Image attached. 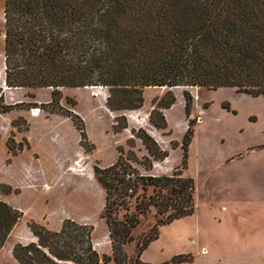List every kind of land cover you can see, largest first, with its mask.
<instances>
[{"label":"trees","instance_id":"obj_1","mask_svg":"<svg viewBox=\"0 0 264 264\" xmlns=\"http://www.w3.org/2000/svg\"><path fill=\"white\" fill-rule=\"evenodd\" d=\"M5 85L10 89H52L51 101L41 108L72 121L87 147L80 116L62 108V89L105 88L110 112L138 110L144 106L147 88H232L239 94L264 97V0H4ZM185 116L190 118L193 97L184 91ZM176 103L172 91L152 100L149 122L166 129L164 109ZM0 115L24 107L4 105L0 89ZM72 105H76L75 102ZM195 119L183 136L182 169H186ZM128 129L124 115L116 118L115 134ZM147 156L143 163L134 151L107 168L94 167L105 192L104 220L112 256L95 248L94 227L65 219L48 230L35 221L28 227L34 241L16 243L12 256L18 264H151L140 261L144 248L157 239L158 228L191 217L195 212V184L182 170L171 175H142L133 163L147 171L154 162L168 158L144 129L131 130ZM135 147L134 140H129ZM7 141L11 156L24 150ZM29 149L28 143L25 144ZM177 145L173 144V148ZM5 194L17 193L2 185ZM153 193L146 196V190ZM142 191V194L140 193ZM155 211V224L135 259L124 247L132 232ZM23 213L0 200V248ZM192 254H179L160 264L192 263Z\"/></svg>","mask_w":264,"mask_h":264},{"label":"rangeland","instance_id":"obj_2","mask_svg":"<svg viewBox=\"0 0 264 264\" xmlns=\"http://www.w3.org/2000/svg\"><path fill=\"white\" fill-rule=\"evenodd\" d=\"M4 27V0H0V32ZM4 37L0 36V89L4 105L24 107L0 115V200L7 199L23 215L0 248V264H18L12 256L16 243L34 241L28 223L35 221L56 231L65 219L94 227L95 248L101 256H112L107 226L102 219L105 192L94 167L107 168L134 151L139 163L147 152L131 130L142 128L168 151L169 156L154 162L147 171L133 163L142 175H171L182 170L195 184V212L191 217L158 228L157 239L140 254L144 263L160 264L179 254H192L186 264H264V97L239 94L232 88L177 87L147 88L144 106L138 110L113 113L106 107L105 88L62 89L60 105L82 119L87 135L85 152L72 121L49 114L42 104L51 101L52 89H10L2 84ZM5 73V72H4ZM172 91L176 103L164 109L166 129L149 122L155 108L152 100ZM184 91L193 97L190 118H186ZM75 102L76 105H72ZM2 104H0V108ZM37 110L39 115L32 113ZM124 115L128 129L115 134L116 118ZM195 119L186 169H182L181 143L188 121ZM30 149L12 160L7 141ZM134 140L131 147L129 140ZM173 144L177 147L173 148ZM21 153V152H20ZM9 185L17 193H4ZM142 194V191H140ZM153 193L146 190V196ZM155 211L141 217L124 247L135 259L155 224ZM107 264H114L110 261Z\"/></svg>","mask_w":264,"mask_h":264},{"label":"crops","instance_id":"obj_3","mask_svg":"<svg viewBox=\"0 0 264 264\" xmlns=\"http://www.w3.org/2000/svg\"><path fill=\"white\" fill-rule=\"evenodd\" d=\"M4 68H5V66H4ZM12 90H14V89H12ZM5 99L8 101V97H7V94L5 93ZM29 145H30V143H29ZM27 150H31L30 148L28 149V148H24V150L21 152V153H19V155H21L23 152H25V151H27ZM8 154H9V152H8ZM19 155H17V156H11V158H12V160L13 159H15L16 157H18ZM2 201H4V202H6L7 204H10L11 202L9 201V200H7V199H3ZM32 235V234H31ZM35 240V239H34ZM29 242H32V239L31 240H29L27 243H29ZM26 243V244H27Z\"/></svg>","mask_w":264,"mask_h":264},{"label":"bare ground","instance_id":"obj_4","mask_svg":"<svg viewBox=\"0 0 264 264\" xmlns=\"http://www.w3.org/2000/svg\"><path fill=\"white\" fill-rule=\"evenodd\" d=\"M4 78H5V73H4V69H3V71H2V84H3V85L5 84V80H4ZM6 88H7V87H6ZM163 89H164V88H163ZM32 114H33L34 116H38V115H39V113H38L37 110H34Z\"/></svg>","mask_w":264,"mask_h":264}]
</instances>
